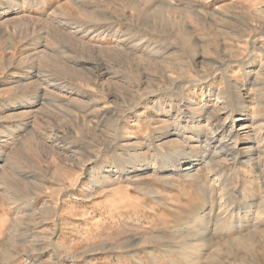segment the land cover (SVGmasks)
I'll list each match as a JSON object with an SVG mask.
<instances>
[{
  "label": "rangeland",
  "instance_id": "374dc122",
  "mask_svg": "<svg viewBox=\"0 0 264 264\" xmlns=\"http://www.w3.org/2000/svg\"><path fill=\"white\" fill-rule=\"evenodd\" d=\"M0 264H264V0H0Z\"/></svg>",
  "mask_w": 264,
  "mask_h": 264
},
{
  "label": "bare ground",
  "instance_id": "6f19581e",
  "mask_svg": "<svg viewBox=\"0 0 264 264\" xmlns=\"http://www.w3.org/2000/svg\"><path fill=\"white\" fill-rule=\"evenodd\" d=\"M218 133V132H217ZM215 134V133H214ZM209 139H213V138H209ZM221 145H222V147H220V151H218L219 153H222V152H226V153H228V154H230V150H232L231 148H229V149H227V147L226 146H228L227 144H225V143H223V142H221ZM224 154V153H223ZM211 155H213V154H211ZM218 157V156H217ZM212 158V157H211ZM213 161V160H212ZM193 166H192V164H190V165H188L187 167H185L184 169L185 170H190L191 168H192Z\"/></svg>",
  "mask_w": 264,
  "mask_h": 264
}]
</instances>
